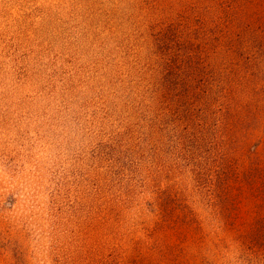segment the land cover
<instances>
[{
    "label": "rangeland",
    "instance_id": "obj_1",
    "mask_svg": "<svg viewBox=\"0 0 264 264\" xmlns=\"http://www.w3.org/2000/svg\"><path fill=\"white\" fill-rule=\"evenodd\" d=\"M104 40L102 0H0V264H264V83L229 170L128 185Z\"/></svg>",
    "mask_w": 264,
    "mask_h": 264
},
{
    "label": "trees",
    "instance_id": "obj_2",
    "mask_svg": "<svg viewBox=\"0 0 264 264\" xmlns=\"http://www.w3.org/2000/svg\"><path fill=\"white\" fill-rule=\"evenodd\" d=\"M102 33L122 139L102 153L106 171L150 185L169 150L194 176L205 161L229 170L250 89L264 83V0H102Z\"/></svg>",
    "mask_w": 264,
    "mask_h": 264
}]
</instances>
